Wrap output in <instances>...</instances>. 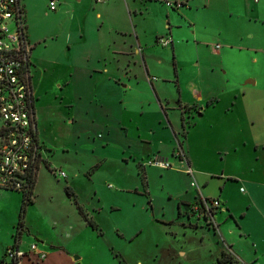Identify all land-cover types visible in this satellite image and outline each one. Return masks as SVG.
<instances>
[{"label":"crops","instance_id":"obj_1","mask_svg":"<svg viewBox=\"0 0 264 264\" xmlns=\"http://www.w3.org/2000/svg\"><path fill=\"white\" fill-rule=\"evenodd\" d=\"M22 1L20 7L24 37L30 48L37 136L40 119L48 109L43 106L42 100L52 85L62 95H59L62 103L66 100L65 92L74 85L71 94L73 92L76 99L69 105L74 115L73 122L79 124V129L84 133H88L89 128L95 127L97 123L95 132L106 134L101 135L102 143H121L123 155L133 162L142 158H159L169 163L177 160L192 168L193 150L190 142L196 139L192 133L201 130L199 123L192 124L196 113L200 117H210L211 125L208 128H215L214 122L218 118V126L225 130L239 129L236 126L243 122L239 118L241 115L246 119V126L256 125L247 104L251 97H259L255 101L264 111V91L256 88L257 79L242 84L243 74L236 73L234 78L238 81L237 88L232 91L229 105L222 110L218 108L225 92H217L212 77L201 79L205 72L202 65L211 67L209 72L212 73L214 66L223 68L228 62L238 70L247 68L249 62L252 65L258 62L255 58L249 59L248 53L253 47H239L235 52L230 51L229 48L235 43H231L228 38L230 33H234L235 41L244 40L249 31L247 27L253 23L261 0H192L178 10L168 8L160 0H109L107 3L97 0H58L56 16L68 14L70 18L68 24L61 23L53 33L47 30L39 32L30 26L29 21L26 22L27 11ZM261 34L258 33L257 37H261ZM59 39L63 41V47L60 46L62 53L57 58L48 52L53 47L51 44ZM161 39H169L171 44L164 46L160 44ZM191 61H195L197 66H192L195 68L192 72L194 79L188 83L189 94H186L182 78L186 72L185 66ZM244 85L254 88L249 92ZM258 104L255 103L254 107ZM237 115L239 120L236 119ZM84 121H87V125L89 122V125L86 126ZM260 125L263 127L264 122ZM238 132L244 133V128ZM250 136V142L245 139L239 141L246 154L249 153L247 148L251 146V161L257 165L248 171L252 179L224 171L215 174L209 169L197 171V175L193 170L192 179L185 173V168L184 174L192 179L191 191L170 193L169 196L175 205L191 202L200 196L219 200L229 214L227 222L232 220L241 229L238 236L241 249L235 252L232 243V247L226 246L229 251L220 250V256L226 252L241 264H261L264 242L253 225L249 224L248 218L253 207L257 208L260 217H264L260 210L263 201L256 197L264 189V181L255 180L256 170H264V137H256L253 133ZM38 144L40 146L39 140ZM237 145H232L236 153L239 151ZM180 153H183L184 160L179 156ZM39 156L40 163L41 152ZM138 169L146 177V167L140 163ZM215 179L223 183V187L219 186L218 195L211 190V181ZM193 180L197 188L191 186ZM230 181L235 186L247 182L250 187L231 188L227 185L231 184ZM236 195L243 200L236 201ZM240 202L249 208L241 217L244 219L242 223H239L237 213ZM215 227L217 234L221 229L217 220ZM257 241L263 245V253L258 255L256 250L257 253L250 258L242 243L254 242V247L258 249ZM53 254L43 264H48ZM32 256L24 258L23 264H31L29 259L32 260Z\"/></svg>","mask_w":264,"mask_h":264},{"label":"rangeland","instance_id":"obj_2","mask_svg":"<svg viewBox=\"0 0 264 264\" xmlns=\"http://www.w3.org/2000/svg\"><path fill=\"white\" fill-rule=\"evenodd\" d=\"M49 2L50 0L22 1L27 11L26 22L29 21L30 26L39 32L47 30L53 33L61 23L68 24L70 15L56 16L49 9ZM257 8V15L253 17V23L248 25L249 31L244 40L235 41L234 33H230L228 39L235 43L229 48L233 52L239 47H253L248 53L249 59L255 58L258 62L253 65L249 62L247 68L240 70L233 68L228 62L223 68L214 66L212 73L209 72L211 67L202 65L205 72L201 79L212 77L217 92H225L218 108L220 110L229 105L232 91L237 88L238 81L234 78L236 73L243 74L242 84L250 79H257L256 88L264 91V0H261V5ZM11 27L15 28L14 22ZM258 33H262L261 37H257ZM51 45L53 47L48 53L58 58L59 53H62L60 46L63 47V41L59 39ZM192 66H197L195 61L187 63L182 78L186 94H189L188 83L194 79L192 72L195 68ZM71 87L65 92L64 103L60 102L62 95L54 85L48 89L45 101L42 100L43 106L48 109L44 117H41L38 128L42 160L37 169L33 203L25 205L23 193L6 190L0 184V261L5 259L7 249L15 246L18 236L20 249L25 254L30 252L34 243L38 244L39 251H43L46 258L54 253L49 257L48 264H217L221 249L229 251L226 246L232 247V243L235 245V252L241 249L238 238L241 229L231 219L227 222L229 214L226 212H220L216 216L218 224H221L219 232L216 235L204 234L203 241H200V234L189 231L185 233L174 225L179 204L175 205L169 195L191 191V178L184 174L187 165L173 160L171 169H161L149 165V158L133 162L123 155L121 143H102L101 135L106 134L95 132L97 123L95 127L89 126V131L86 130L88 133L82 132L79 124L73 122V111L69 108L76 99L73 92L71 94ZM244 88L251 92L254 86L244 85ZM254 98L251 97L247 104L255 119V126H246V119L241 115L239 118L243 122L236 126L239 129L226 128V125L225 130L220 129L218 118L212 129L208 128L211 125L210 117H200L196 113L192 124L199 123L201 130L192 133V137L195 134L196 139L190 142L193 150L192 168L196 175L197 171L209 169L215 174L224 171L252 179L248 171L257 165L251 161V146L247 148L249 153L246 154L239 140L250 142V133L256 137H264V126L260 125L264 122V111L255 101L259 97ZM255 103L258 106L254 107ZM84 122L86 126L89 125V122L88 125L87 121ZM243 128L244 133L238 132ZM235 144H239L236 146L238 153L234 152L232 145ZM140 163L146 167V177L138 169ZM262 167L264 168V164ZM62 173L66 175L65 178L61 176ZM255 176L256 181L263 183L264 170H256ZM211 182L212 192L219 194V186L223 187L222 181L215 179ZM248 184L246 182L235 186L232 181L227 185L231 188H249ZM200 187L204 188L203 185ZM256 197L263 201L260 210L264 214V189ZM235 200L243 198L236 195ZM78 206L84 210L92 224H88L81 216ZM247 209V206L239 203V223L243 222L241 217ZM257 212V208L253 207L248 220L264 242V217H260ZM256 243L258 249L254 247V242L242 243L250 258L257 253L256 250L258 255L263 253V245L258 241ZM44 260L40 261L32 256L29 262L43 264ZM260 262L264 264V257Z\"/></svg>","mask_w":264,"mask_h":264},{"label":"built area","instance_id":"obj_3","mask_svg":"<svg viewBox=\"0 0 264 264\" xmlns=\"http://www.w3.org/2000/svg\"><path fill=\"white\" fill-rule=\"evenodd\" d=\"M107 3L109 0H97ZM192 0H160L170 9L178 10L187 6ZM58 0H50L49 8L57 10ZM15 23L12 29L11 23ZM160 44L168 46L169 39H161ZM30 48L24 37L22 9L20 0H0V118L9 129L7 143L2 149L0 163V184L3 187L22 189L20 177H26L34 165L40 160L35 117L29 106L30 86L29 74L26 69L29 62ZM179 156L184 160L183 153ZM161 169H171L168 161L154 158L148 161ZM185 173L193 179L194 171L187 166ZM66 177L64 173L61 174ZM192 187L197 188L193 180ZM206 211L213 208L217 212H226L219 200L198 198ZM33 254L44 260L46 254L39 251L38 244H32L30 252L25 254L20 244L7 249L5 259L0 264H23L24 258Z\"/></svg>","mask_w":264,"mask_h":264},{"label":"flooded vegetation","instance_id":"obj_4","mask_svg":"<svg viewBox=\"0 0 264 264\" xmlns=\"http://www.w3.org/2000/svg\"><path fill=\"white\" fill-rule=\"evenodd\" d=\"M29 74V86H30V100L29 106L33 114L35 115L34 108V94L31 86V75H30V55L29 62L26 67ZM180 207H178V215L174 225L179 226V229L186 232H195L198 235L200 234L201 240H204V234L206 233H214L216 235V227L215 221L217 219L218 212L213 208L206 209L203 206V203L198 199L194 198L191 202L188 203H180ZM220 259V258H219ZM217 264H220L217 262ZM222 264H230V263H222Z\"/></svg>","mask_w":264,"mask_h":264},{"label":"trees","instance_id":"obj_5","mask_svg":"<svg viewBox=\"0 0 264 264\" xmlns=\"http://www.w3.org/2000/svg\"><path fill=\"white\" fill-rule=\"evenodd\" d=\"M8 131H9V129L2 122V120L0 118V163H1L2 149L7 143ZM37 169H38V165L36 164L32 167V170L27 174L26 177H20L19 176V178L22 181V185H23L22 189H15V188H8V187H1V186L0 187L4 188L6 190H14V191H18V192L23 193L25 205L31 204V203H33V194H34L33 192H34V187L36 184ZM143 179H144V177H143ZM78 210H79V213L81 214V216L85 219V221L88 224H92V222L89 220V218H88L87 214L84 212V210L79 206H78ZM20 227H22V230H21V233H22V231H23L22 224L20 225ZM19 235H20V233H19ZM19 242H20V236L16 237L15 245H18ZM218 262L220 264H222V263L241 264L231 254L226 253V252H222L220 259H218Z\"/></svg>","mask_w":264,"mask_h":264}]
</instances>
